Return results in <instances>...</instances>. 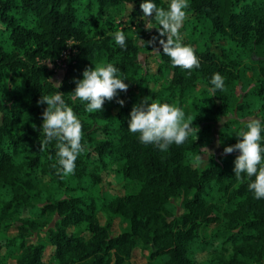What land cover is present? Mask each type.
<instances>
[{"label": "trees", "instance_id": "1", "mask_svg": "<svg viewBox=\"0 0 264 264\" xmlns=\"http://www.w3.org/2000/svg\"><path fill=\"white\" fill-rule=\"evenodd\" d=\"M121 2L130 5L128 18L116 24ZM139 2L0 0V264L14 250L13 264H48L47 247L57 264L264 262V199L254 197L246 178L234 176L238 152H223L238 139L234 131L242 122L264 114V0H189L181 34L199 59L191 75L141 41L143 26L137 37L128 34L140 25ZM167 3L157 0L158 6ZM117 28L127 34L123 49L113 39ZM158 35L150 28L142 40ZM92 62H111L127 78L122 105L114 97L101 112H88L71 99L74 78ZM58 66V90L78 114L86 146L68 175L52 167L55 141L40 143L46 104L37 101L54 91L49 81ZM243 70H258L261 80L243 83L240 96L236 83ZM214 72L225 77L223 90H209ZM196 93L195 140L189 136L161 151L127 129L130 110L143 97L184 107ZM196 116L205 125H197ZM222 117L228 118L221 151L198 163L196 148ZM40 181L50 192L37 203L30 191ZM105 212L122 216L129 228L111 234L109 222L101 221ZM71 225L79 228L70 231ZM137 239L150 249L142 263L131 261Z\"/></svg>", "mask_w": 264, "mask_h": 264}, {"label": "clouds", "instance_id": "2", "mask_svg": "<svg viewBox=\"0 0 264 264\" xmlns=\"http://www.w3.org/2000/svg\"><path fill=\"white\" fill-rule=\"evenodd\" d=\"M188 7L189 0H168L167 7L158 6L157 0L139 2L141 15L148 21L145 27L156 28L159 34L148 41H141L145 45L157 42L159 47L153 48L158 54L167 56L171 66L187 69V74L191 75V70L199 67V59L194 48L185 43L181 35ZM112 35L121 49L126 47L127 34L123 28H117ZM93 65L86 66L80 78H74L75 87L70 92L71 99L83 103L88 112H101L104 102L114 97L122 105L124 100L119 97V92L127 90V78L111 62ZM49 83L54 91L41 94L37 101L38 104H46L41 113L40 129L44 136L40 143L46 146L55 141L56 160L52 167L58 174L68 175L75 172L76 160L86 150L82 143V123L74 108L65 100L64 92L58 90L62 81ZM209 85L212 92L223 90L225 77L220 72H214ZM193 119L183 106L145 96L132 106L127 129L131 133H138L142 143L166 151L173 143L183 144L189 136L196 139L199 129L192 123ZM220 121L224 124L223 119ZM234 132L238 139L233 144L225 145L223 152H238L233 161L234 176L240 181L246 178L247 187L254 197L264 199V114L250 116ZM213 155L214 151L203 144L196 148L195 160L198 163L207 162Z\"/></svg>", "mask_w": 264, "mask_h": 264}, {"label": "rangeland", "instance_id": "3", "mask_svg": "<svg viewBox=\"0 0 264 264\" xmlns=\"http://www.w3.org/2000/svg\"><path fill=\"white\" fill-rule=\"evenodd\" d=\"M129 8L130 5L125 3V2H121L117 8H115V22L116 24H119V21L121 20H126L128 18V13H129ZM138 24L139 26L135 27L134 29L130 30L128 32V34L137 37L141 32H140V27L143 26V28L145 29V34H141V39L145 38L149 28H146L145 26L148 25V21L146 19H144L142 16L138 19ZM182 35V39L185 43L189 44L188 39L186 38L185 34H181ZM152 47H159L158 43L154 41L153 44H151ZM145 54H142L141 57H144ZM59 66H61L62 62L59 61ZM153 65L155 66V63L153 62ZM58 66V68H56V73L53 76V81L55 80H59V74H60V67ZM261 80V76L259 74L258 70H243L241 71V80L238 81L236 83V91H237V95L239 94L240 96L242 95V91H241V86L242 84H247L249 83V85H255L257 84L259 81ZM198 93V92H197ZM196 93L195 98L189 99L186 104H185V109L188 112V114L193 117L195 114V109L199 103V95ZM198 122L196 123L197 125H205L203 123V121L201 120L202 118L200 116H196ZM227 118L228 117H222L221 119H223L224 124L221 123L220 119L215 121L214 123H212L211 127L209 128V130L206 131V135H207V142L205 144L208 145V147L210 149H212L214 151V155L218 154L221 151V147L222 144L221 143H217V141H221V129L224 127V125L227 122ZM49 192H50V188L49 185L45 182V181H40L38 183V187H35L34 189H32L30 191L31 194V198L34 202L40 203L43 199H45L46 197L49 196ZM179 199H175V202H178ZM101 221L102 222H109L110 224V231L111 234H119L125 230H127L129 228V222L128 220H126L125 218H123L122 216L119 215H113L110 214L108 212H105L103 215H101ZM74 226H70L69 230L70 231H75L77 228H79L78 226L74 227ZM212 225H208L206 226L202 233L204 235H208L210 230H211ZM81 229V228H80ZM80 231V230H77ZM13 233H15L14 228L10 229L9 232H6L5 235H12ZM43 232H40L39 235H43ZM4 233L2 231H0V236H3ZM138 242V246L134 249L133 255H132V259L131 261L133 263H142L145 262L148 258L150 249L146 246L143 245V243L141 242V240L137 239ZM51 248L47 247L44 253V258L43 260L48 262V264H57L56 262L51 260ZM19 251L14 250V253L12 256H5L4 258V263L5 264H13V258L16 257V255L18 254ZM251 264H258L256 262H253ZM261 264H264L261 263Z\"/></svg>", "mask_w": 264, "mask_h": 264}]
</instances>
